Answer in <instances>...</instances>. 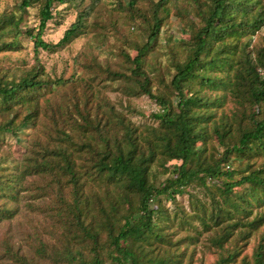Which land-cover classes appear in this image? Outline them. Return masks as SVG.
Masks as SVG:
<instances>
[{
    "label": "trees",
    "instance_id": "obj_1",
    "mask_svg": "<svg viewBox=\"0 0 264 264\" xmlns=\"http://www.w3.org/2000/svg\"><path fill=\"white\" fill-rule=\"evenodd\" d=\"M75 1L16 0L0 13V52L20 50L28 38L34 51L33 65H0V224L21 199L39 197L56 233L51 227L31 253L4 238L0 261L193 264L206 235L213 264H264V229L251 258L241 256V243L264 226V39L254 40L264 0H150L144 10L142 0H112L98 11L107 24L92 7H76L58 41L45 40L57 7ZM28 8L38 24L22 31ZM115 10L139 37L113 46L127 65L102 64L95 54L90 80L119 83L123 97L145 95L156 108L94 98L87 83L52 117L45 138L31 136L45 88L68 83L46 75L39 51L66 48L86 33L117 37ZM172 16L191 26L186 33L179 25L184 38L176 39ZM7 137L14 150L3 146Z\"/></svg>",
    "mask_w": 264,
    "mask_h": 264
},
{
    "label": "rangeland",
    "instance_id": "obj_2",
    "mask_svg": "<svg viewBox=\"0 0 264 264\" xmlns=\"http://www.w3.org/2000/svg\"><path fill=\"white\" fill-rule=\"evenodd\" d=\"M15 2L16 0H0V13H2L5 9L6 12L13 11V5ZM111 2L112 0H76L72 6L71 3L59 5L57 10L61 14L55 16V18L48 23L44 32V39L53 43L57 42L62 36L63 31L71 22L74 21V9L76 7H92L95 9V12L101 16V22L107 24L108 19L106 15L101 14L98 11H102V9L104 10L105 7H113ZM149 4L150 0H142L139 2V8L144 10V8L148 7ZM115 15H117V27L122 35L121 37H119L120 34L117 37H113L111 33H107V31H105L99 39L96 35L86 33L71 41L66 48L57 49L53 52L43 50L39 51L38 56L40 58V63L43 66L46 75L53 80L62 78L63 80L68 81V83L62 87H60V85L54 86L52 87L53 89L50 87L45 88L44 92H46L47 95L39 101V116L34 127L30 129L32 134L31 136L35 138L40 137L41 139L45 138V131L53 124L52 117L61 112L62 105L65 106L73 94H75V97L82 95L87 83H92L94 98L98 97V99L109 98L111 100H122L138 109H143L145 112L156 108L153 102L145 95L134 98L123 97L117 89L119 87V83L114 82L107 85L104 81H100L96 84V82L90 80V77L96 70V68L93 67V56H95V54L98 55V59L100 60L98 61H102V64L104 60H107L113 67L127 65L121 56L117 57L113 54V46L116 45L115 43H118V40L123 41L124 38L135 39L139 37V30L132 26L129 18L120 15L117 10H115ZM23 16V22L20 24V29L22 31L25 30L26 26H34L36 28L38 18L34 8H28ZM177 18L178 17L174 16L170 18L171 25H174V34L176 39L184 38L185 33H179L180 31H178L179 25L182 30L186 31V33L190 30L191 26L188 21L182 22L181 24L178 23ZM263 39L264 26L260 29L257 35H255L254 40L261 43ZM126 49L132 56L135 54L133 49L128 47H126ZM101 52L103 53L101 54ZM33 55L34 51L32 40L30 38L27 40L24 39L22 40V48L20 50L0 52V65L5 67H19V65L30 66L34 63ZM165 57V54L160 55L159 59L161 61L158 62V65L159 63L162 66L166 64ZM231 105V103L228 104L226 111H228ZM132 118L137 122L144 121V118L138 115L133 114ZM6 142L7 143L3 144V146L8 147L9 145L10 150H14L16 148V143L12 138L7 137ZM3 152L6 151L3 150ZM20 152L21 150L18 148L16 153ZM29 179L33 180V176H29L28 180ZM180 199L185 205L187 204V195H184ZM17 206L19 209L18 213L10 221L4 220L0 224V250L2 249V241L4 238L10 237V241H12L16 246H19L22 251L25 253H31L34 246L33 242H38L40 239L48 240L51 238L53 221L49 213L46 211L48 201L43 198L39 199V197L35 200L24 197L20 200ZM263 229L264 226L254 232L245 245L244 243H241L243 246L241 256L245 255L248 258H251L253 249L256 246L257 241L260 238V233ZM53 232L56 234L54 228ZM206 244H208L207 236L203 235L200 237L198 244L195 246L193 264H213L217 258V252H215L213 248L209 249L206 247ZM0 264L5 263L0 261Z\"/></svg>",
    "mask_w": 264,
    "mask_h": 264
}]
</instances>
